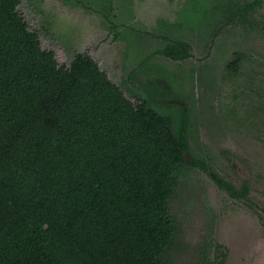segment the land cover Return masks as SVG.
Wrapping results in <instances>:
<instances>
[{"label": "trees", "instance_id": "obj_1", "mask_svg": "<svg viewBox=\"0 0 264 264\" xmlns=\"http://www.w3.org/2000/svg\"><path fill=\"white\" fill-rule=\"evenodd\" d=\"M18 1L0 0V264H170L184 128L88 53L59 64Z\"/></svg>", "mask_w": 264, "mask_h": 264}, {"label": "rangeland", "instance_id": "obj_2", "mask_svg": "<svg viewBox=\"0 0 264 264\" xmlns=\"http://www.w3.org/2000/svg\"><path fill=\"white\" fill-rule=\"evenodd\" d=\"M17 9L59 64L88 53L129 99L184 128L170 264H264V0H19ZM177 40L185 58L162 52Z\"/></svg>", "mask_w": 264, "mask_h": 264}]
</instances>
